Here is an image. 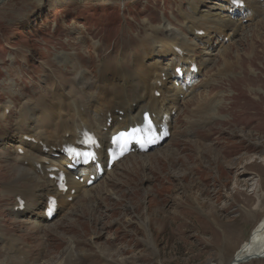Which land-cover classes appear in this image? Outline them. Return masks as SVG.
Instances as JSON below:
<instances>
[{
	"label": "rangeland",
	"instance_id": "374dc122",
	"mask_svg": "<svg viewBox=\"0 0 264 264\" xmlns=\"http://www.w3.org/2000/svg\"><path fill=\"white\" fill-rule=\"evenodd\" d=\"M192 3L199 13L216 14L225 0H0L3 105H9L10 87L35 100L60 95L49 63L61 67L75 59L74 51L67 56L60 44L75 38L88 62L98 55L99 41L91 39L99 29L114 28L119 40L135 35L123 34L130 29L126 19L175 30L194 47L190 56L200 68L208 61L187 91V100L195 101L191 115L183 113L185 99L173 113L172 137L151 155L117 165L95 185L91 200L77 199L60 211L56 227L45 230L51 237L26 234L41 225L42 208L17 217L11 202H0V225L9 224L21 252L7 251L0 241V264H229L232 251L250 243L264 218V19L234 14L239 33L196 41L180 31L187 24L183 15L195 16ZM176 15L182 24L174 27L168 18ZM86 32L88 41L81 39ZM170 56L157 60L161 68L175 66ZM80 71L69 68V79ZM165 79L172 86L173 79ZM209 102L213 108L202 114ZM24 103L16 104L18 110ZM214 117L222 123L214 124ZM199 132L213 137L199 140ZM23 222L27 225L20 227ZM149 229L153 251L145 244ZM72 241L76 250L69 249ZM245 264H264V259Z\"/></svg>",
	"mask_w": 264,
	"mask_h": 264
},
{
	"label": "bare ground",
	"instance_id": "6f19581e",
	"mask_svg": "<svg viewBox=\"0 0 264 264\" xmlns=\"http://www.w3.org/2000/svg\"><path fill=\"white\" fill-rule=\"evenodd\" d=\"M226 1L227 4L220 5L216 14L199 13L192 3L190 8L195 16L183 15L186 17L187 24L181 27L180 31L193 36H197V32L205 31L207 36L216 34V37L220 38L226 35H235L241 30V24L234 21L231 15H223L225 12H232L231 14H234V11L244 12L248 13V17L251 19H264V0H243L245 2L244 11L237 9L232 4V0ZM177 16L171 20L168 18V22L174 27H177V24H182L181 18H177ZM159 17L160 15L157 14L153 21ZM126 22L130 24V29L123 34L135 35L119 40L114 28L99 29L91 39V41H99L98 55L95 59L90 58L88 62L83 58L80 51L81 46L79 43H75V38L69 37L66 42L63 41L60 44L58 49L66 53L67 56H70L71 51L75 53V59L68 61L72 65L71 67L69 63L61 67L58 64L49 63V68L54 70L52 75L57 82V87L60 88V95L35 100L32 99L33 94L20 93L10 87L5 93V99L8 97L10 100L9 105H3L0 101V187L2 190L0 202H6L7 205L11 202V211L17 217L31 215L42 208V213L39 215L41 225H33L26 234L36 231L43 233V238L51 237L46 235L45 230L56 227L53 223L58 218L60 211L67 210L71 206L70 199L75 202L77 199L85 201L93 198L92 194L96 183L87 189L84 172L74 173L68 179L69 191L66 194H57L56 181L49 179L51 174L57 175L52 170L53 167L63 168V165L67 164L64 157L57 160L56 155L60 153L64 145H74L77 140H80L84 130L96 134L106 149L112 135L141 123L143 113L151 112L154 114V120L160 123L164 115H172V112L179 110L181 106L179 103L184 99L183 113L188 116L192 113L190 108L194 105V98L187 100V91L168 86L167 82H164V78L167 76L177 80L174 71L176 66L165 70L160 67L157 60L170 54L169 63L177 62V66L181 63L188 73L189 65L196 62L189 58L194 47L191 49V46L180 37V34L175 33V30L170 33L167 29H156L151 24L133 25L129 19H126ZM205 26L206 29L203 28ZM81 34L82 40H90V33ZM109 40L112 42L110 46L107 45ZM176 48L183 51V55L177 53ZM207 62V60L202 61L201 67H206ZM69 68L84 69V71H80L73 79H69ZM198 69L200 73L199 65ZM67 86L70 89L64 92L63 89ZM213 89L214 87L211 86L210 92ZM157 92L160 97L155 95ZM181 96L183 98L180 100ZM1 97L0 94V100ZM24 99L32 100L31 102L27 100L26 104L18 110L16 104L25 101ZM212 108L211 102L205 103L202 114L208 113ZM217 110L221 113L219 105ZM31 112L34 113L31 115ZM109 120L112 121L110 126H108ZM212 121L219 125L223 120L214 117ZM210 137H213V134L198 133L199 140ZM182 143L180 142V144ZM46 149L49 150L48 153L45 152ZM29 150L36 152L37 155ZM19 151H23V154L20 155ZM99 155L104 162L103 158L106 156L103 150L99 151ZM147 155H151L150 152ZM136 156L146 155L137 154L128 158ZM128 158L123 159L120 163H125L129 160ZM91 170L92 167L89 168V171ZM106 174L102 179H105ZM75 175L84 179L83 184L75 180ZM102 179H99V182ZM73 190L75 191L74 195L71 194ZM54 194H57L59 198L58 210L56 217L48 222L44 213L47 209L46 202ZM42 198L46 204L41 202ZM18 199H22L26 203L23 212L19 210ZM7 212L6 209L4 214ZM7 225L9 224L0 225V241L3 242L7 251L21 255L16 243L19 242V239H13L7 230ZM24 225L27 223H21L20 227ZM146 226L149 228V225L146 224ZM146 226L144 225L145 228ZM71 243L69 249L72 247L76 250L73 241ZM145 244L152 251L156 249L151 240V232ZM232 252L234 258L229 264L235 260H240L242 261L240 264H245L252 259H264V218L253 232L250 243L245 242ZM122 262L125 263L121 260L120 264H124Z\"/></svg>",
	"mask_w": 264,
	"mask_h": 264
},
{
	"label": "water",
	"instance_id": "95a60500",
	"mask_svg": "<svg viewBox=\"0 0 264 264\" xmlns=\"http://www.w3.org/2000/svg\"><path fill=\"white\" fill-rule=\"evenodd\" d=\"M249 261V260H248ZM242 261L240 260H235V262H233L232 264H240Z\"/></svg>",
	"mask_w": 264,
	"mask_h": 264
}]
</instances>
